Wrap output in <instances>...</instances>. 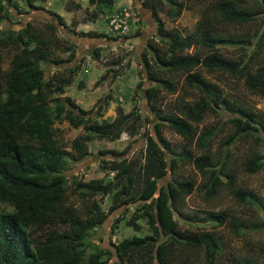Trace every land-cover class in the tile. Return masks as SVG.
<instances>
[{"label":"trees","instance_id":"1","mask_svg":"<svg viewBox=\"0 0 264 264\" xmlns=\"http://www.w3.org/2000/svg\"><path fill=\"white\" fill-rule=\"evenodd\" d=\"M11 1L0 0V26L9 13L5 6ZM24 1L33 6L31 0ZM142 1L144 8L151 12L150 17L153 20L156 2L160 0ZM165 1L167 15L175 18L183 8L182 1ZM210 2L213 16L228 24H242L259 13L258 10L239 6L234 0ZM257 2L261 12L264 10V0ZM112 3L113 0H88V4L95 5L99 11L110 8ZM56 24L63 27L59 19ZM155 24V34L162 46L147 42L142 48L145 51L142 53V76L153 83L145 87L144 97L153 104L159 88L170 92L175 90L169 80L157 75L159 69L183 74V83L199 92L196 101L181 108V117L166 114L162 121L176 133L184 135L190 131V121H199L207 111L223 109L230 113L228 119L235 127V137L252 134L255 139L264 143L262 120L233 105L221 94L218 86L204 82L196 72L199 67L207 73L214 70L227 72L243 80V85L248 90L264 94V67L254 66L258 57L256 44H253L254 48L248 49L244 56L240 55L234 60L214 50V45L222 40L221 36L202 27L198 30V42L209 53L199 55L185 50L192 42L191 35L182 37L174 28L164 29L161 21ZM45 25L49 31L56 29L52 21L46 22ZM73 32L89 37L87 31ZM93 36L99 39L110 37L103 31L94 32ZM55 40L57 39L48 37L30 22L20 29L0 28V65L4 49L10 50L11 53L8 69L1 72L0 67V264H105L106 258L111 254L109 249L101 248L96 243L90 247L86 242L89 234L87 230H93L104 221L107 214L128 203H135L137 207L135 212L124 219L125 225L140 231L139 222L136 221L139 218L144 220L149 232L143 235H127L117 243H112L111 246L119 260L135 251H143L150 253L147 256L149 264H155L153 260L157 264H171L169 255L174 245L190 247L202 244L205 264H213L212 258L217 249L214 238L206 234L182 235L176 231V224L172 219L174 213L177 214V198L191 191V183L178 182L169 177L163 185L157 184L167 169H171L174 160L180 158L184 161L191 155L187 152L174 154L169 158L170 163H167L164 154L168 150L151 140L148 135L143 140L144 144L140 147L138 156H125L108 165V169L114 171L113 179L94 177L86 182L71 179L72 184L77 181L75 191L79 192L80 197L91 200L94 195L109 194L111 206L102 209L97 200L92 199L89 221L86 223L81 221L77 214L67 212L65 208L60 210L61 198L66 189L65 182L68 180L64 169L67 168L69 159H82L87 154L86 144L93 136L112 141L125 129L132 132L139 115L134 110L126 113L116 107V115L113 118L91 120L69 96L58 97L63 94L64 87L71 83V75L77 70L78 64L68 66L63 72L57 73L54 79L52 74H44V63L58 65L63 62L54 56L52 48L61 47L66 50L71 43L64 38L62 42L68 41V46H54ZM241 41L238 40L240 43ZM91 55L93 58H99L96 47H93ZM118 62L117 59L111 60L113 64ZM109 70H105L99 78L104 77ZM150 106L152 107L149 110L152 111L153 105ZM156 114L160 118L159 113ZM63 119L73 127L81 125L86 130V133L71 139L73 152L70 154L60 148L53 139V124L60 123ZM157 126L154 122L153 131L155 130L156 134ZM214 130L205 129L197 136L203 149L207 148ZM192 162L193 167L202 175L207 174L205 183L199 187L203 199L214 196L225 183L231 184V174L225 167V153L214 165L210 164L206 155L201 154L195 155ZM260 164L261 156L252 151L244 160L242 170L251 173L256 171ZM235 194L240 201L246 196L240 192ZM5 205H11L12 209L6 208ZM123 213L124 210H121L113 218L110 230L123 219ZM215 216L221 221L218 214ZM56 220L62 224L67 222V228L63 231L44 230L45 226H50ZM88 247L90 252L86 253Z\"/></svg>","mask_w":264,"mask_h":264},{"label":"rangeland","instance_id":"2","mask_svg":"<svg viewBox=\"0 0 264 264\" xmlns=\"http://www.w3.org/2000/svg\"><path fill=\"white\" fill-rule=\"evenodd\" d=\"M31 1L33 6H29L24 0H12L7 4L5 9H8L9 13L4 17L0 28L20 29L30 22L48 37L57 39L53 42L54 46L55 44L68 46V41L62 42L64 38L71 41L66 50H62L61 47L52 48L54 56L63 62L58 65L43 64L44 74L46 76L52 74V78L68 66L78 64L77 70L71 75V83L64 87L63 94L58 97L69 96L91 120L113 118L116 115V107H120V110L126 113L134 110L139 115L132 132L125 129L112 141L93 136L86 144L87 154L82 159H69L66 163L67 168L64 169L68 180L65 182L66 189L61 198L60 210L65 208L67 212L77 214L79 219L86 223L89 221L92 199L97 200L102 209L111 206L109 194L94 195L91 200L80 197L79 192L75 191L76 182H86L94 177L113 179L114 171H110L108 165L125 156H138L140 147L144 144L143 140L148 135L151 140L168 150L164 154L167 163H170L169 158L174 154L187 152L191 155L184 161L180 158L174 160L171 169H167L166 174L157 181L158 186L163 185L172 177L175 181H188L192 185L191 191L179 195L175 202L177 214L174 213L172 219L176 224V231L187 236L206 234L214 238L217 249L212 258L213 264L236 262L264 264V143L255 139V135L252 134L235 137V127L228 119L230 113L223 109L207 111L199 121H190V131L187 134L176 133L162 121V117L166 114L181 117V108L196 101L199 92L183 83V74L159 69L157 75L169 80L175 90L170 92L159 88L156 101L151 104L144 97V89L153 83L143 77L142 71L144 45L147 42H154L162 46L155 34L157 21H161L164 29L174 28L182 37L191 35L192 42L185 49L189 53L199 55L209 53L198 42V30L202 27L211 29L213 34L221 36L222 40L214 45V50L234 60L240 55L244 56L245 52L254 48L256 44L258 57L254 66L264 67V10L259 11L261 7L257 0H234L243 8L259 12L253 19L236 25L224 23L213 16L210 0H174L183 3L182 10L175 18L167 15L166 1L160 0L156 2L153 20L150 17L151 12L142 5V0H113L111 7L105 11H99L95 5L90 6L88 0ZM76 4L78 6H75ZM124 7L131 12L128 31L122 36L113 37L108 33L106 15ZM55 17L62 22L63 27L57 26L58 19ZM51 21L56 29L49 31L45 23ZM73 30L87 31L89 37L77 35ZM99 31L107 32L111 38L94 37V32ZM238 40L244 42L240 43ZM93 47L97 48L99 58L92 57ZM10 54V50L4 49L1 72L8 69ZM116 59L119 60L118 63H111V60ZM105 70H109L108 73L99 78ZM196 70L204 82L218 86L221 94L229 102L249 111L264 123V94L248 90L243 85V80L227 72L214 70L207 73L200 67ZM150 105H153L152 111L149 110L152 107ZM156 113H159L161 119ZM154 122L158 124L157 134L155 130L153 131ZM208 128L215 129V132L210 137L207 148L203 149L198 143L197 136ZM53 129V139L69 154L73 152L70 146L71 139L86 133L81 125L73 127L65 119L60 123L54 122ZM252 151L258 152L261 156V164L256 171L249 173L242 170V166ZM223 153L226 155L225 167L231 174L232 182L225 183L218 193L205 200L200 196L199 187L205 183L207 174L202 175L193 167L192 158L199 154L206 155L210 164L214 165L219 158L221 159ZM72 178L77 180L73 184ZM235 192L245 193L243 201L237 199ZM5 206L12 209L11 205ZM136 207L135 203L123 204L115 212L107 214L104 221L93 230L91 228L87 230L89 234L86 242L90 247L96 243L101 248L109 249L111 254L106 258L105 264L150 263L147 259L150 253L143 251H135L119 260L111 246L124 236L143 235L149 232L144 220L139 218L136 221L139 222L140 231L125 225L124 219L135 212ZM121 210H124L123 219L110 230L113 218ZM216 214L221 221L216 219ZM66 228L67 222L62 224L56 220L50 226H45L44 230L63 231ZM90 247L85 250L86 253L90 252ZM169 259L171 264H205L204 247L202 244L190 247L176 244L173 249L171 248ZM153 261L157 264L155 260Z\"/></svg>","mask_w":264,"mask_h":264},{"label":"built area","instance_id":"3","mask_svg":"<svg viewBox=\"0 0 264 264\" xmlns=\"http://www.w3.org/2000/svg\"><path fill=\"white\" fill-rule=\"evenodd\" d=\"M130 13L131 12L124 7L106 15L108 33L113 36L124 35V33L128 31L129 19H131Z\"/></svg>","mask_w":264,"mask_h":264}]
</instances>
